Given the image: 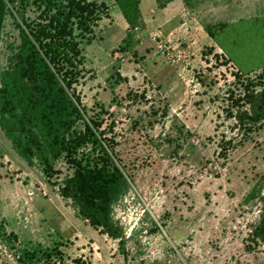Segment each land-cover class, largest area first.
Here are the masks:
<instances>
[{
	"label": "rangeland",
	"instance_id": "obj_1",
	"mask_svg": "<svg viewBox=\"0 0 264 264\" xmlns=\"http://www.w3.org/2000/svg\"><path fill=\"white\" fill-rule=\"evenodd\" d=\"M13 1L18 17L36 20L44 9ZM88 1L103 16L91 33L76 32L74 91L103 122L130 182L114 211L127 254L52 185L70 166L59 162L48 181L0 128V264L56 247L86 264H264L254 238L264 218V122L249 119V97L264 88V0H140L145 28L126 50L116 0ZM16 20L8 15L3 31L0 86L21 43Z\"/></svg>",
	"mask_w": 264,
	"mask_h": 264
},
{
	"label": "trees",
	"instance_id": "obj_2",
	"mask_svg": "<svg viewBox=\"0 0 264 264\" xmlns=\"http://www.w3.org/2000/svg\"><path fill=\"white\" fill-rule=\"evenodd\" d=\"M30 0H21L23 11ZM42 10L38 19L30 20L17 10L13 0H0V46L8 15L17 20L21 43L16 63L4 71L0 86V128L14 152L30 167H40L52 181L62 172L64 162L73 174L62 182H51L59 195L72 202L77 216L113 239L121 240L122 253L126 238L114 221L116 207L131 190L130 182L118 163L102 121L89 118L87 109L74 91L78 83V65L83 61L77 31L92 32L103 16L100 6L88 0H34ZM129 33L127 49L133 44L137 29L145 28L140 0H116ZM164 8L165 5H160ZM20 8V9H21ZM225 24L219 28L223 30ZM208 33L215 38L211 28ZM250 122H264V88L249 97ZM7 235L0 217V238ZM264 242V218L254 238ZM21 261L26 264H86L82 259L65 260L58 247L41 251L25 250Z\"/></svg>",
	"mask_w": 264,
	"mask_h": 264
},
{
	"label": "crops",
	"instance_id": "obj_3",
	"mask_svg": "<svg viewBox=\"0 0 264 264\" xmlns=\"http://www.w3.org/2000/svg\"><path fill=\"white\" fill-rule=\"evenodd\" d=\"M4 137V136H3ZM5 139V138H4Z\"/></svg>",
	"mask_w": 264,
	"mask_h": 264
}]
</instances>
